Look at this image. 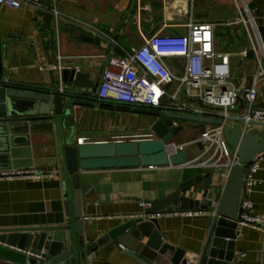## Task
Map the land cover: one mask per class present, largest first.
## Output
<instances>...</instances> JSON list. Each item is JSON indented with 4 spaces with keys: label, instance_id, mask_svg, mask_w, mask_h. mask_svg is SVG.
<instances>
[{
    "label": "crops",
    "instance_id": "1",
    "mask_svg": "<svg viewBox=\"0 0 264 264\" xmlns=\"http://www.w3.org/2000/svg\"><path fill=\"white\" fill-rule=\"evenodd\" d=\"M32 1L36 4H25L19 9L0 5V55L4 57V78L11 85L48 87L51 84L50 73L57 77L60 68H77L90 73L91 79L98 83L109 56H125L131 48L142 46L145 37L187 35L190 19L214 25V49L217 53L234 55L235 48L240 53L250 46L244 27L233 23L239 16L237 5L242 4L243 0ZM244 1L251 6L258 28L264 26V0ZM53 10L59 12L57 18ZM87 38H99L100 41L97 44L96 41H87ZM166 61L173 72L181 74L184 66L182 58H169ZM251 66L253 69L248 70V67V71L240 77L233 72L236 85L250 83L254 63ZM256 107L264 108V91L260 93ZM82 113L87 115L89 110L80 111L81 116ZM127 127L124 125L120 128L108 121L106 133H92L90 121L82 128L78 125L76 131L78 139L90 138L93 142L112 141L118 136L145 132L127 133ZM207 127L208 124H205L198 130L192 124L184 126V130L172 142L186 145L197 139ZM62 129V124L55 121L39 122L31 129L33 167L53 172L56 177L0 180V229L61 226L68 222L63 186L67 167L62 153L66 132L63 133ZM97 130L95 126L94 131ZM189 147L200 150L194 145ZM189 147L188 160L193 161L200 152L190 153ZM18 148L21 156L26 158L27 147ZM214 171L153 167L88 174L85 176L87 184L84 190L92 186H95V190L88 197L92 205L84 208L85 222L92 224L87 228V241L98 239L128 217L141 215L144 211L140 206L142 201L159 200L177 190L183 181ZM218 177L221 180L219 174L215 175V179ZM255 178L257 184L248 196L253 202L251 213L264 217V160ZM158 219L164 242L185 250L188 255L200 254L207 237V214H164ZM235 250L231 264H264V233L252 227L239 226ZM140 257L149 264H160L158 253L151 248L145 247ZM0 264L12 263L0 259ZM89 264L141 263L108 244L98 248Z\"/></svg>",
    "mask_w": 264,
    "mask_h": 264
},
{
    "label": "water",
    "instance_id": "2",
    "mask_svg": "<svg viewBox=\"0 0 264 264\" xmlns=\"http://www.w3.org/2000/svg\"><path fill=\"white\" fill-rule=\"evenodd\" d=\"M258 29L264 41V26ZM86 40L97 44L100 41L99 38ZM247 58H254L251 51ZM4 73V57L0 55V168L33 167L31 129L39 122H62L64 128L69 129L62 148L67 167L63 186L68 222L61 226L0 229V259L12 264H89L99 247L111 244L141 264H149L140 257L145 247L158 253L160 264H187L190 257L185 250L164 242L156 216L167 211L191 210L208 216L207 237L196 264L232 263L237 230L242 222L241 203L246 193L248 164L255 155L264 152V131L259 139L257 129L245 133L239 124L225 125V138L239 157V163L230 170L225 182L219 177L215 179L218 170L198 174L183 181L167 196L148 201L151 207L144 209L141 215L123 220L98 239L87 241V228L92 224H86L84 208L92 205L88 197L95 186L84 190L87 184L85 176L120 169L185 168L190 162L187 148L170 155L166 152L165 143L184 130V125L179 123L175 126L173 121L204 125H222L223 121L160 109L99 103L96 97L101 81L95 82L90 73L77 68H63L57 77L51 72L50 86L32 89H20L9 84ZM239 101L242 108L243 100L239 98ZM166 102L163 97L161 103ZM88 109L118 110L151 118L147 130L153 131L157 139L140 142L86 141L80 145L77 123L86 115L82 113L79 117L80 111ZM71 118L75 124L70 123ZM196 146L203 148L200 143ZM18 147H27L26 158L21 156Z\"/></svg>",
    "mask_w": 264,
    "mask_h": 264
},
{
    "label": "built area",
    "instance_id": "3",
    "mask_svg": "<svg viewBox=\"0 0 264 264\" xmlns=\"http://www.w3.org/2000/svg\"><path fill=\"white\" fill-rule=\"evenodd\" d=\"M32 0H0V5L19 9ZM36 4V3H35ZM39 6V3L37 4ZM239 16L233 22L244 27L250 46L238 54L243 61L253 62L255 70L249 84L236 85L232 70L233 54L217 53L214 49L213 27L211 23L188 22V34L183 36L154 35L145 37L144 44L133 47L125 56H109L103 69L101 85L97 94L98 102L125 104L148 109L188 114L222 120V125H210L199 137L186 145L171 141L165 143L168 155L175 154L191 145H203L200 155L190 161L185 168L218 170L222 182L228 178L230 170L239 163V157L225 138L224 126L239 124L248 133L258 130V138L264 131V108L256 107V101L264 91V41L256 25L251 6L243 0L237 5ZM56 18L57 10H53ZM254 55L248 59V52ZM169 58L184 60L181 74L173 72L167 64ZM62 69L60 68L59 71ZM167 99L166 104L161 99ZM239 98L243 100L242 103ZM174 125L179 124L173 121ZM156 134L147 130L138 135L118 136L112 141H152ZM90 138L78 139L83 145ZM264 160V152L255 155L248 164L246 193L241 208L240 226L252 227L264 233V217L253 215V202L248 197L257 184L255 174ZM56 174L38 170L35 167L0 169V180L12 179H53ZM140 206L150 208L151 203L142 201ZM200 211H167L164 214H200ZM132 218V217H128ZM187 264H196L198 254H190Z\"/></svg>",
    "mask_w": 264,
    "mask_h": 264
},
{
    "label": "rangeland",
    "instance_id": "4",
    "mask_svg": "<svg viewBox=\"0 0 264 264\" xmlns=\"http://www.w3.org/2000/svg\"><path fill=\"white\" fill-rule=\"evenodd\" d=\"M234 53L235 54L232 59V70L238 77L242 76L244 72H247L248 70L253 69V67L251 66L253 62H248V61L245 62L243 61L241 57L238 56L239 49L235 48ZM88 110H89V113L85 115L84 118L81 119L79 123L77 124L79 125V128H82L84 125H88L90 121H92V126H93L92 133L94 132L106 133V130L108 129V121L114 122V125L115 126L117 125L120 128H122L124 125H127L128 126L126 130L127 133L138 132L141 130L147 131L148 127L150 126L152 122L151 118L140 117V116L123 113L119 111H113V110H100L99 111L96 109H88ZM79 117H80V114H79ZM104 119L108 121H104ZM166 121L171 122V120L169 119H167ZM178 122L184 126H188L190 124H192L193 126L195 125L198 127V130H200L201 127L205 126L203 124H198V123H188V122H183V121H178ZM70 123L75 124L73 123L72 118L70 120ZM60 124H62V122ZM77 124H76V127H77ZM95 126L98 128L97 131H94ZM62 128H63L62 130H64L63 133L69 130L68 128L67 129L64 128V124L62 125ZM189 151L190 153H196V151L200 152V150H198L196 147L194 148L189 147Z\"/></svg>",
    "mask_w": 264,
    "mask_h": 264
},
{
    "label": "trees",
    "instance_id": "5",
    "mask_svg": "<svg viewBox=\"0 0 264 264\" xmlns=\"http://www.w3.org/2000/svg\"><path fill=\"white\" fill-rule=\"evenodd\" d=\"M16 86L17 88H20V89H32V88H37V87H29V86H22V85H14Z\"/></svg>",
    "mask_w": 264,
    "mask_h": 264
},
{
    "label": "flooded vegetation",
    "instance_id": "6",
    "mask_svg": "<svg viewBox=\"0 0 264 264\" xmlns=\"http://www.w3.org/2000/svg\"><path fill=\"white\" fill-rule=\"evenodd\" d=\"M140 123V122H139Z\"/></svg>",
    "mask_w": 264,
    "mask_h": 264
}]
</instances>
